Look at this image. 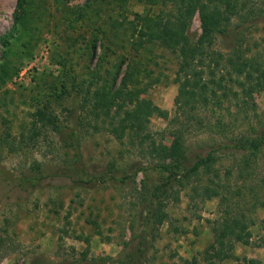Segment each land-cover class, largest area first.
<instances>
[{"label":"rangeland","instance_id":"rangeland-1","mask_svg":"<svg viewBox=\"0 0 264 264\" xmlns=\"http://www.w3.org/2000/svg\"><path fill=\"white\" fill-rule=\"evenodd\" d=\"M200 1L185 31L193 43L204 36L189 73L200 71L205 92L192 100L181 90L179 54L144 35L147 18L178 27L179 0H25L24 11L18 0H0V36L11 37L0 42V264H122L141 233L145 264H206L212 227L230 208L244 213L250 232L234 255L264 264V143L255 152L225 146L264 132V0H235L225 35L206 33L202 3L211 11L215 1ZM237 60L245 62L239 75ZM130 65L140 69L141 97L158 110L119 139L110 122L133 103L116 96L97 116L90 97L106 83L116 91ZM40 109L52 125L36 124ZM176 134L188 158L215 149L214 162L188 178L184 166L177 170L158 223L148 199L166 178L158 164L172 158L149 144L171 147ZM136 167L143 170L134 180L120 181ZM43 172L50 176L21 182ZM209 187L221 193L207 197Z\"/></svg>","mask_w":264,"mask_h":264},{"label":"trees","instance_id":"trees-1","mask_svg":"<svg viewBox=\"0 0 264 264\" xmlns=\"http://www.w3.org/2000/svg\"><path fill=\"white\" fill-rule=\"evenodd\" d=\"M66 1V0H61ZM213 1V0H212ZM214 8L211 11H205L207 4L202 3V24L206 33H213L209 28L214 27L215 33L225 35L227 34V28L231 21V10L238 7L235 4V0H223V3L226 4V10L220 8V5L217 4L216 0H214ZM200 0H179V9H178V20L180 21L179 26L169 27L166 24L164 28H160L157 25L160 23H156L155 19H146V30H144V35L147 37V41L151 42L157 39H161L162 42L167 44L170 48L176 50L181 58V65L179 69V77L178 79L181 82V90L182 92L185 91L186 93L191 94L192 100H197L198 96L201 95L204 91V84H199L201 76L200 71L196 68L192 73H189L190 68L194 66L197 62V56L201 53L202 48L199 47V43L203 42L204 36L200 39L199 42L193 43V41L189 40L186 36L185 31L187 25L189 24V20L191 16H193L196 8L199 7ZM220 3L222 2L219 1ZM25 0H18V5L22 11H24L23 5ZM233 3V4H232ZM232 4V5H231ZM233 11V10H231ZM234 12V11H233ZM236 12H234L235 14ZM19 14L16 16V22H18ZM168 27V29H166ZM208 34V35H209ZM10 36L3 35L0 36V42L4 46H8L10 44ZM143 40L142 38H140ZM244 61H236L233 64L236 67H239L235 70V72L239 74L243 73L240 69L243 66ZM139 68L135 65H130L129 69H127L126 73L124 74L121 85L116 91L112 90V86L109 83L104 85L105 87L101 89H96L93 93V98L90 97L91 101V112L97 113L98 116L101 109L108 107V102H111L116 96H122L129 98L130 103H133L132 109L125 114L118 122L110 123V130L117 136V138L122 139L125 134L126 130L130 129L133 130L134 128L141 129L142 124L146 121L149 116L153 113V111H157L158 108L153 105V102L147 98H142L141 94L145 91L137 84L140 82L136 79L137 73L140 74ZM183 73L184 77H181L180 74ZM120 72L117 71L114 82L116 83L117 78H119ZM136 80L139 82H136ZM135 85L134 89H128L129 86ZM189 86H192V89H189ZM188 87V88H187ZM89 92V91H88ZM91 92V91H90ZM90 94V93H89ZM95 97V100H94ZM99 111V112H98ZM109 113V109L107 110ZM36 118V124L38 121L42 122L44 125L46 123L53 124L51 118H49L47 112L40 109L33 113L32 115ZM36 124L32 127L34 128L33 134L36 136L38 133L36 130ZM62 134V133H61ZM77 128H75L71 133H69V138L71 142L77 140ZM146 138V137H144ZM30 139L32 140L33 137L30 135ZM6 144L13 148V143L10 142L9 137L6 136L4 138ZM67 141V139H66ZM143 141V140H142ZM236 142V143H235ZM234 144H227L228 148H235L237 150H246L253 149V151H258L264 143V132L263 135L260 137V140L254 141L251 143H246V138H240L238 141H235ZM152 147V150L157 154H162L165 158L168 156L172 158V162L170 164L161 163L158 164V168L165 173L166 178L158 185H156L151 193V198L148 199L153 204L154 209H151V216L150 219L156 218V222L161 223L165 219L166 212L163 209V195L167 193V189L172 184V179L178 176L177 170L184 166L185 173L182 175L184 178H188L190 176L199 175L200 169L209 168L214 162V151L212 149L209 151L207 155L202 154H195L193 158H188L184 151H182L180 137L176 134V138L174 144L171 147H159L155 144L154 141L149 144ZM192 161L191 165H188ZM187 162V165H185ZM74 167L73 170H75ZM143 170L141 167H136L135 171L130 174L129 172L126 173L123 177L120 178L122 182H129L134 180L138 173ZM42 172V171H41ZM69 175V173H61V172H54L53 175ZM49 174H45V172L37 174L35 176H27L22 178V183L32 182L35 184L43 180L46 177H49ZM52 176V175H51ZM87 182V181H86ZM208 192L207 197L211 195H219V192L216 188L209 187L206 191ZM245 194V193H242ZM241 194V195H242ZM224 218H220L217 221L215 220L216 224L212 227L213 234H214V241L211 245H209L203 255V261L206 264H223L225 260L232 258L233 261L242 262V264L248 263H256L253 259H247L246 257H238L234 255L233 250L235 247V242H243L244 244L249 243L250 239V232L247 230V223H246V216L244 213L241 214H234L232 209H227ZM140 241L137 246H135L132 250L129 251L127 257L121 262L122 264H145L147 259V254L149 253V245L147 243V239L145 234L141 233ZM144 238V239H143ZM244 262V263H243Z\"/></svg>","mask_w":264,"mask_h":264}]
</instances>
